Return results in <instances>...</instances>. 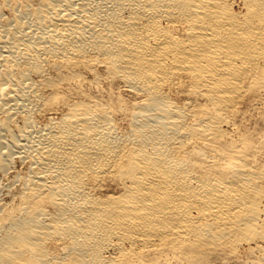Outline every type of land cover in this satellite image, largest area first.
<instances>
[{
  "label": "bare ground",
  "instance_id": "1",
  "mask_svg": "<svg viewBox=\"0 0 264 264\" xmlns=\"http://www.w3.org/2000/svg\"><path fill=\"white\" fill-rule=\"evenodd\" d=\"M13 158L0 264H264V0H0Z\"/></svg>",
  "mask_w": 264,
  "mask_h": 264
},
{
  "label": "rangeland",
  "instance_id": "2",
  "mask_svg": "<svg viewBox=\"0 0 264 264\" xmlns=\"http://www.w3.org/2000/svg\"><path fill=\"white\" fill-rule=\"evenodd\" d=\"M254 119V118H253ZM253 119H251V122L249 123L250 124V126H254V125H256L257 124V122L255 121V119L253 120ZM252 121H254V122H252ZM12 164V168L10 169L11 171L9 172V171H7L6 172V175H4L5 173H2L1 171H0V200L1 201H3V202H5V203H8V204H10L11 203V201L10 200H12V197H13V194H15L16 193V191H17V188H18V183L17 184H15L16 183V180L15 181H13L12 179H13V176L15 175V174H17V173H19V171H20V173L19 174H23L24 172H25V167H23V165L21 166V163L20 162H18V161H16V159L15 158H13V162H11ZM20 165H19V164ZM16 164V165H15ZM21 167V168H20ZM23 167V168H22ZM24 170V171H23ZM14 172V173H13ZM11 173V174H10ZM4 175V176H3ZM9 175V176H8ZM12 175V176H11ZM5 176H7L6 178H5ZM2 177V178H1ZM9 177V178H8ZM12 180V181H8V180ZM18 182V181H17ZM6 184V186H3V185H5ZM3 184V185H2ZM14 184V185H13ZM16 185V186H15ZM1 186H3V187H1ZM11 186V187H10ZM13 186V187H12ZM7 188L8 190H6V189H1V188ZM9 189H10V191H9ZM7 194H10L9 196H5V195ZM2 198V199H1ZM5 198V199H4ZM8 198V199H7ZM245 248H241L240 249V252L238 251L237 253H236V255H235V257H231V258H225V259H223V260H221V261H223L224 262V260H226V262H222L223 264H243L244 262H245V264H246V262H247V260H249L250 262L252 261V263H250L249 261L247 262V264H255V259H256V253L257 252H253L254 253V255H253V253H251V252H247V250H244ZM247 252V253H246ZM249 253V254H248ZM247 254V255H246ZM246 255V256H245ZM250 255V256H249ZM253 255V256H252ZM245 256V257H244ZM255 259H254V258ZM233 259V260H232ZM231 262L232 261V263H230L229 261ZM238 260H240V261H238ZM221 261H218L219 263H216L217 261H215V262H213V264H222L221 263ZM211 262V263H212ZM243 262V263H242ZM254 262V263H253ZM210 263V264H211ZM175 264H182V263H175Z\"/></svg>",
  "mask_w": 264,
  "mask_h": 264
}]
</instances>
